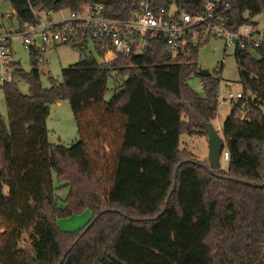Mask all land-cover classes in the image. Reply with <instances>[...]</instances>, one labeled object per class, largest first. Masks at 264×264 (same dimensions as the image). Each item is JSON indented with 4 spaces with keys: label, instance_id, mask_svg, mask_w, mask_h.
Wrapping results in <instances>:
<instances>
[{
    "label": "trees",
    "instance_id": "obj_1",
    "mask_svg": "<svg viewBox=\"0 0 264 264\" xmlns=\"http://www.w3.org/2000/svg\"><path fill=\"white\" fill-rule=\"evenodd\" d=\"M9 1L20 27L37 23L35 12L42 9L103 2L109 15L123 17L129 14L126 6L136 2ZM204 1L178 3L195 11ZM219 8L226 25L237 29L253 22L264 0H222ZM207 41L190 56L174 58L157 37L140 54L104 62L73 46L85 58L64 68L63 80L53 79L50 88L41 83L44 50L29 47V72L19 62L11 64L12 79L2 85L9 126L0 112V264H264V187L229 178L264 182V50L258 57L235 50L248 94L231 101L223 125L228 169L215 175L180 146L183 133H204L202 124L216 116L221 77L202 76L197 63L198 48ZM112 72L121 79L107 100ZM192 74L203 77L205 97L187 84ZM21 78L30 93L20 90ZM63 99L78 126L79 139L71 145L48 139L49 103ZM92 143L100 145L103 159L113 156V163L98 166ZM54 174L69 186L63 207ZM103 203L107 207L101 210ZM87 208L94 212L87 226L76 233L59 229L58 217Z\"/></svg>",
    "mask_w": 264,
    "mask_h": 264
},
{
    "label": "built area",
    "instance_id": "obj_2",
    "mask_svg": "<svg viewBox=\"0 0 264 264\" xmlns=\"http://www.w3.org/2000/svg\"><path fill=\"white\" fill-rule=\"evenodd\" d=\"M135 1L134 5L126 6L129 14L123 17L109 15L103 2H89L77 9H68L69 13L58 19H53L52 13L67 8L42 9L35 12L37 23L26 22L17 32L22 35L25 47L41 50L66 44L82 47L88 53L92 42L95 50L104 51L102 62L108 61L110 53L113 57L140 54L157 37L165 40L174 58L190 56L194 48L211 37L254 57L264 50V29H259L254 22L244 23L237 29L228 27L221 17L222 0H205L203 7L195 11H188L178 0H170L169 5H152L150 0ZM12 17L13 14L8 13L0 22V64L7 69L15 61L11 46L13 31L6 28ZM7 72L3 73L2 80L8 79ZM241 97L242 92L227 94L231 101ZM229 155L225 146L222 159L228 161Z\"/></svg>",
    "mask_w": 264,
    "mask_h": 264
},
{
    "label": "rangeland",
    "instance_id": "obj_3",
    "mask_svg": "<svg viewBox=\"0 0 264 264\" xmlns=\"http://www.w3.org/2000/svg\"><path fill=\"white\" fill-rule=\"evenodd\" d=\"M8 13L13 14L10 19V23L6 24L7 30L13 31V38L11 42L13 50V58L16 62H19L21 67L25 71H31V55L29 47H25L23 37L17 31H19L20 24L17 15L14 12L13 6L9 0L0 1V22L2 18ZM69 13L68 9L52 13L53 19H58L62 14L67 15ZM251 21L257 24L258 28L264 29V10L252 17ZM88 53H92L98 61H103V54L95 50L93 43H90V48ZM80 50L74 48L71 45H56L48 46L39 61V68L41 70V83L44 88H50L52 86V80L56 79L59 82L63 80L62 70L69 67L72 64L77 63L81 57L85 58L84 55L81 56ZM91 55V54H90ZM257 56V55H256ZM113 56H108V60H112ZM197 63L199 71L201 69L209 70L212 75H219L221 77V82L217 89V107L216 116L211 120V123L223 135V125L225 119L229 115L232 102L227 99V94L229 92L238 93L245 92V88L240 82L239 76V65L235 58V48L227 47L225 42L219 38L211 37L204 45L200 46L197 51ZM8 70L9 76L8 80L12 79L11 68L7 69L6 66L0 64V112L3 115L6 124L9 126V114L8 107L5 99L4 89L2 87L4 80L3 73ZM121 78L112 72V75L108 79V90L106 92V99L110 100L114 95V85L115 80H120ZM17 84L23 93H30L29 83L26 79H17ZM187 84L189 87L198 95L205 97L207 92L204 88V79L200 75L192 74L187 78ZM248 94V92H245ZM235 102V101H234ZM214 103V102H213ZM50 114L47 119L48 126V139L52 144H64L71 145L78 141V126L72 111L69 100L63 99L49 103ZM92 114V113H91ZM93 150L97 148L96 161L98 166L108 161L110 164L113 162L111 158L107 160L103 159L101 156L103 150L99 147L97 143L91 144ZM180 146L184 150H189L193 152L197 158L203 162H208V136L206 132H200L199 134H188L183 133L180 137ZM113 148L108 147L106 149L107 155L112 152ZM223 169H228V161L223 160ZM54 185L56 187V193L59 199V205L61 207L65 206V201L69 194V186L63 182L57 181L54 174ZM107 185H111V181L107 182ZM99 188L97 191H101ZM107 206L103 203L100 209H104ZM94 216L92 209L87 208L80 212H73L70 215L60 216L57 218V225L59 229L64 233H76L77 231L83 229ZM214 238H211L213 243ZM72 242L71 239L67 241L65 248L69 246ZM24 244L29 246V241L26 239Z\"/></svg>",
    "mask_w": 264,
    "mask_h": 264
},
{
    "label": "water",
    "instance_id": "obj_4",
    "mask_svg": "<svg viewBox=\"0 0 264 264\" xmlns=\"http://www.w3.org/2000/svg\"><path fill=\"white\" fill-rule=\"evenodd\" d=\"M62 0H56V2H60ZM113 56V53H110L108 56ZM200 74L202 76H208L211 75L209 70L201 69ZM213 108L216 107V103L214 102L212 105ZM202 127L205 129L207 136H208V148H209V154H208V163L204 162H198L202 166L206 167L212 174L218 175L217 170H220L223 168V159H222V153L226 146V141L224 139V136H222L219 131L215 128V126L209 122V123H203ZM235 181L243 182L245 184L256 186V187H264L263 183L253 182L249 180L244 179H238L235 177H229ZM175 185L173 186L172 190H174ZM171 194V193H170ZM169 202L167 201L166 206L164 210L160 213L163 214L164 211L167 209Z\"/></svg>",
    "mask_w": 264,
    "mask_h": 264
}]
</instances>
